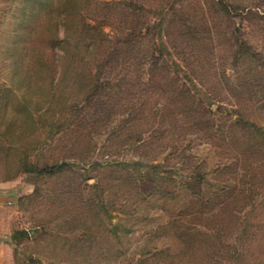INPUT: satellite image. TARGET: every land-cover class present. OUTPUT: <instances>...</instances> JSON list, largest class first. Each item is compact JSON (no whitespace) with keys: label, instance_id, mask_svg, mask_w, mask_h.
I'll use <instances>...</instances> for the list:
<instances>
[{"label":"rangeland","instance_id":"374dc122","mask_svg":"<svg viewBox=\"0 0 264 264\" xmlns=\"http://www.w3.org/2000/svg\"><path fill=\"white\" fill-rule=\"evenodd\" d=\"M0 264H264V0H0Z\"/></svg>","mask_w":264,"mask_h":264}]
</instances>
